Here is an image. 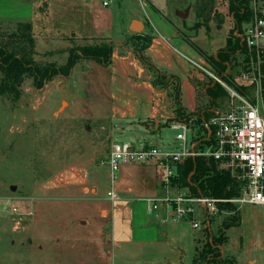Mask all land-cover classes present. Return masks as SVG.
<instances>
[{
  "label": "rangeland",
  "instance_id": "374dc122",
  "mask_svg": "<svg viewBox=\"0 0 264 264\" xmlns=\"http://www.w3.org/2000/svg\"><path fill=\"white\" fill-rule=\"evenodd\" d=\"M104 1L35 0L31 35L35 47L22 40L14 45L15 51L40 66L64 67L72 48L110 43L104 34H74L77 29H89L90 24L98 31L114 29L118 34L136 17L144 20L145 0H109V7L103 6ZM16 31L14 26L0 25V38L6 41ZM77 75L76 65L68 79L74 88L79 84ZM66 81L57 76L37 89L33 79L25 77L19 97L0 93V264H110L109 226L106 214L100 213L104 208L99 199L106 197L110 183L106 161L114 131L111 122L83 119L76 106L72 108L73 98L62 93ZM183 88L188 94V86ZM180 132L166 129L157 136L144 133L140 137L163 148L167 139ZM137 138L119 136L117 142ZM98 178L102 186L96 196ZM14 208L23 218L19 227ZM253 208L263 212V231L256 230V239L264 240V207ZM201 216L200 251L210 234L218 236L231 215ZM226 234L229 240H240L238 229Z\"/></svg>",
  "mask_w": 264,
  "mask_h": 264
},
{
  "label": "crops",
  "instance_id": "0c3cea01",
  "mask_svg": "<svg viewBox=\"0 0 264 264\" xmlns=\"http://www.w3.org/2000/svg\"><path fill=\"white\" fill-rule=\"evenodd\" d=\"M145 1L141 6L144 20L139 16L135 18L143 25L140 34L151 40L144 55L161 74L172 77L170 87L160 90L154 86L155 74L141 63L134 48L129 45L130 39L137 35L130 30L132 23L127 28L123 26V31L118 34L114 29L98 31L89 24V29L86 26V30L77 29L78 32L74 34L86 33L89 37L104 34L114 45L112 65L104 68L95 62L80 60L77 64L79 84H74L79 89L70 85L67 77L64 78L67 81L62 93L73 98L76 105L73 101L71 106H76L83 119L111 122L114 143H120L117 137H129L131 134L139 138L127 143L144 148L158 146L147 139L142 140L144 133L153 137L166 129L180 131L173 127L186 124L177 120L175 92L179 89L181 108L194 116L186 124L188 130H192L188 143L196 151H204L209 137L204 124L213 110L224 104L226 95L213 101L208 96V89L215 84L185 58L213 69L208 58L216 57L224 50L228 38L236 31V22L230 12L231 0H213V13L208 23L197 28L200 19L198 0ZM247 1L253 11L255 0ZM34 7L35 0H0V25H32L36 21ZM203 19H207V15ZM235 37L236 41H240L238 32ZM243 55V51H238L233 61L224 64L222 73L215 72L225 80L231 79L239 70V58H243ZM236 59L239 60L238 64L234 62ZM185 85L188 86V94L184 92ZM176 136L167 139L163 148L176 150L180 144ZM108 180L107 195L99 200L100 203L102 200L100 207L104 208L100 213L106 214L109 226L110 264L194 263L201 231L194 230L187 221L178 220L171 210L162 205L156 212L148 213L147 200L175 197L179 191L161 185L160 170L156 166H122L116 182L112 183L110 176ZM97 182L94 190L95 195L99 196L102 181L98 178ZM111 191L119 195L118 201L109 200L108 193ZM253 207L256 206L237 208L241 225L232 229L240 230V240L228 238L222 247L223 257L235 264H264V240L256 239L257 231H263L260 226L263 212Z\"/></svg>",
  "mask_w": 264,
  "mask_h": 264
},
{
  "label": "built area",
  "instance_id": "2783aa9c",
  "mask_svg": "<svg viewBox=\"0 0 264 264\" xmlns=\"http://www.w3.org/2000/svg\"><path fill=\"white\" fill-rule=\"evenodd\" d=\"M104 7L110 1L103 2ZM238 38L244 46L242 65L239 73L225 80L207 65L190 58L186 61L200 71L212 83L221 87L226 98L224 104L213 110L204 124L209 137L206 150L196 151L188 143L186 124L173 128L181 132L176 136L180 143L176 150L149 145L144 148L120 142L112 145L106 165L110 170L112 183L122 166L153 165L160 170L161 185L167 189L177 188L172 180L177 174V166L189 158L206 157L215 161L220 171L230 174L239 189V195L232 199L195 197L186 190H179L175 197L149 199L148 213L156 212L162 205L171 210L178 220L191 223L194 230H200V217L216 216L222 204L264 207V0H255L253 18ZM111 202L118 201L119 195L108 193ZM15 216L20 217L16 208ZM23 222L18 219L17 227Z\"/></svg>",
  "mask_w": 264,
  "mask_h": 264
},
{
  "label": "trees",
  "instance_id": "16d2710c",
  "mask_svg": "<svg viewBox=\"0 0 264 264\" xmlns=\"http://www.w3.org/2000/svg\"><path fill=\"white\" fill-rule=\"evenodd\" d=\"M198 9L200 19L196 28L203 23H208L213 13V0H198ZM230 12L233 14L236 22V31L228 38L227 46L220 51L216 57H209L214 71L222 73L224 64L233 61L238 51H243L244 46L239 40L236 41L235 33L241 34L244 30V24L250 23L253 18V11L250 9L247 0H231ZM207 15V19H203ZM202 17V18H201ZM218 17V14H215ZM16 32L8 34L6 41L0 38V72L2 80L0 83V93L2 95H12L19 97L20 87L25 77L33 79L34 86L42 89L53 78L60 76L67 78L80 60L92 61L96 64L109 68L112 65V55L114 45L111 43H101L98 45H87L75 47L69 50L67 64L64 67H58L56 64L40 66L26 54L16 52L14 45L18 41L25 40L30 48L35 47L32 35L31 24H18L15 26ZM235 39V41H234ZM134 48L141 63L155 74L154 86L160 90H166L170 87L172 77L161 74L148 58L144 55L149 47L151 40L149 37L141 34L134 35L128 42ZM226 95L224 90L215 85L208 89V96L214 101ZM177 108V120L189 124L194 116L183 111L180 104L179 89L175 92ZM205 115V119L207 120ZM178 176L172 180V185L180 190H188L192 196L208 197L213 199H232L239 195V189L232 180L230 174L218 170V166L211 158L197 157L189 158L177 166ZM220 210H225L231 215L227 221L223 222L222 228L218 231V236L210 234L209 241L203 250L197 249L193 264H233L232 260H227L222 255V247L227 243L226 232L232 228L241 225V217L237 208L232 204H222ZM208 231V229H207Z\"/></svg>",
  "mask_w": 264,
  "mask_h": 264
},
{
  "label": "water",
  "instance_id": "95a60500",
  "mask_svg": "<svg viewBox=\"0 0 264 264\" xmlns=\"http://www.w3.org/2000/svg\"><path fill=\"white\" fill-rule=\"evenodd\" d=\"M130 30L135 33V34H140L143 30V25L141 22L137 21V20H134L131 24V28ZM13 191L16 190L15 187L12 188Z\"/></svg>",
  "mask_w": 264,
  "mask_h": 264
}]
</instances>
